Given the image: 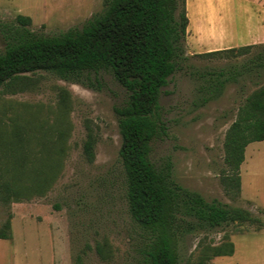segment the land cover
Masks as SVG:
<instances>
[{"label":"rangeland","instance_id":"rangeland-1","mask_svg":"<svg viewBox=\"0 0 264 264\" xmlns=\"http://www.w3.org/2000/svg\"><path fill=\"white\" fill-rule=\"evenodd\" d=\"M107 1L0 0V52L2 25L19 15L31 18L35 33L57 36L81 29ZM185 8L186 57L162 89L164 130L151 143V162L157 169L171 163L177 184L206 201L247 209L262 225L186 235L178 245L179 264H203L202 250L223 244L226 235L235 254L207 264H264V153L249 147L239 195L227 194L221 180L226 132L245 98L264 83V72L261 84L245 76L210 99L202 77L249 56L202 54L264 45V0H185ZM95 77L96 89L38 71L0 88V159L19 167L18 197H0V227L8 219L12 225V238L0 240V264H143L145 231L128 211L114 111L127 92L107 72ZM89 133L97 140L92 162L84 151ZM9 168L5 180L14 174Z\"/></svg>","mask_w":264,"mask_h":264},{"label":"trees","instance_id":"trees-1","mask_svg":"<svg viewBox=\"0 0 264 264\" xmlns=\"http://www.w3.org/2000/svg\"><path fill=\"white\" fill-rule=\"evenodd\" d=\"M31 18L19 15L2 25L6 41L0 52V88L45 71L57 77L96 89L91 74L107 72L127 92V100L114 111L122 139L120 158L124 168L126 199L132 219L145 231L143 264H179L181 238L199 231H213L230 225L258 224L251 211L231 207L217 199L206 201L200 194L183 188L173 178L172 165L157 169L151 162V143L164 130L160 119V97L185 56L189 19L185 0H108L102 12L81 29L57 36L35 33ZM259 48L252 53L253 49ZM229 59L249 55L242 62L207 72L209 99L220 95L225 85L249 76L260 79L264 72V45L253 44L202 54ZM96 138L91 133L84 144L87 159L95 158ZM264 141V83L249 94L239 108L224 140L222 184L227 194L241 192V166L249 144ZM8 162V163H7ZM0 169V197H18L15 174L18 162ZM12 238L11 220L0 227V240ZM235 245L226 241L204 248L200 261L230 257ZM80 264V262H78Z\"/></svg>","mask_w":264,"mask_h":264},{"label":"crops","instance_id":"crops-1","mask_svg":"<svg viewBox=\"0 0 264 264\" xmlns=\"http://www.w3.org/2000/svg\"><path fill=\"white\" fill-rule=\"evenodd\" d=\"M254 143H256V142H254ZM254 143H251V144H249L248 145V147L246 148V152H245V161H244V165L245 164H247V161H248V158H247V155H248V151H249V147H252V153H261V154H263L264 153V146H262V147H255L254 146ZM258 143H264V141H260V142H258ZM242 164V166H241V174H242V168L244 167V165ZM242 178V177H241ZM262 233L264 234V229H263V231H262ZM235 254V253H234ZM233 256V255H232Z\"/></svg>","mask_w":264,"mask_h":264},{"label":"bare ground","instance_id":"bare-ground-1","mask_svg":"<svg viewBox=\"0 0 264 264\" xmlns=\"http://www.w3.org/2000/svg\"><path fill=\"white\" fill-rule=\"evenodd\" d=\"M212 45V44H211Z\"/></svg>","mask_w":264,"mask_h":264}]
</instances>
